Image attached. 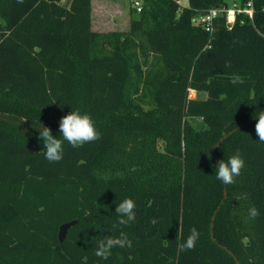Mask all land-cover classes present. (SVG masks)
Segmentation results:
<instances>
[{"label":"trees","instance_id":"trees-1","mask_svg":"<svg viewBox=\"0 0 264 264\" xmlns=\"http://www.w3.org/2000/svg\"><path fill=\"white\" fill-rule=\"evenodd\" d=\"M252 4L208 31L192 18L226 0H142L128 29L96 31L91 0H0V264H264V0ZM72 109L101 138L50 163L38 130L60 137ZM237 152L245 167L225 185L216 166ZM125 198L136 219L118 225ZM121 232L130 248L95 255Z\"/></svg>","mask_w":264,"mask_h":264},{"label":"clouds","instance_id":"clouds-1","mask_svg":"<svg viewBox=\"0 0 264 264\" xmlns=\"http://www.w3.org/2000/svg\"><path fill=\"white\" fill-rule=\"evenodd\" d=\"M22 2V0H19ZM231 62L226 61L225 67H230ZM230 83L242 84L244 81L238 74L230 76ZM255 124V132L258 136V141L264 143V112H260ZM39 131V140L43 143V151L45 159L50 163H56L63 159L64 143L71 145L73 148H79L87 143H92L101 138V133L97 130L95 123L88 113H82L79 109L70 111L62 116L59 120L60 137L54 136L52 130L43 125ZM216 172V179L225 185H230L235 182V178L240 176L242 169L245 167V160L239 152L230 156L227 162L219 161ZM136 202L131 198H125L116 208L115 213L119 217L118 225H127L136 219ZM260 215V211L252 206L248 210V216L255 219ZM156 221L153 220V223ZM200 236L199 231L193 227L190 234L182 244L184 250H192L196 246ZM132 242L128 236L121 232L118 237H106L100 240L97 244L95 255L108 259L111 249L114 247H131Z\"/></svg>","mask_w":264,"mask_h":264},{"label":"rangeland","instance_id":"rangeland-1","mask_svg":"<svg viewBox=\"0 0 264 264\" xmlns=\"http://www.w3.org/2000/svg\"><path fill=\"white\" fill-rule=\"evenodd\" d=\"M228 7L237 5V0H226ZM92 29L96 31L126 30L129 28L130 19L137 15L133 11L132 0H91ZM203 95L206 96L205 93ZM190 97H196L189 90Z\"/></svg>","mask_w":264,"mask_h":264},{"label":"built area","instance_id":"built-area-1","mask_svg":"<svg viewBox=\"0 0 264 264\" xmlns=\"http://www.w3.org/2000/svg\"><path fill=\"white\" fill-rule=\"evenodd\" d=\"M180 5H187L188 0H176ZM132 6L136 9L137 12L141 11L142 8V0H132ZM239 12H244L252 17L253 15V4L252 0H248L243 7L238 5H234L232 7H225V6H215L205 12V15L202 13L200 15L194 16L192 18V22L197 25H202L205 27L206 30L212 31V22L213 19L218 14H224L226 25L228 27H232L235 22V16ZM204 13V12H203Z\"/></svg>","mask_w":264,"mask_h":264},{"label":"water","instance_id":"water-1","mask_svg":"<svg viewBox=\"0 0 264 264\" xmlns=\"http://www.w3.org/2000/svg\"><path fill=\"white\" fill-rule=\"evenodd\" d=\"M203 15H205V12L204 13H202ZM226 137V135L224 136V137H222L216 144H215V146H217L219 143H220V141H222L224 138ZM212 153H213V150H212ZM215 162L216 163H218V161L215 159ZM225 196H226V193H225ZM215 214H216V211L214 212V215H213V217H212V223H211V230H212V227H213V220H214V218H215ZM78 222V219H73V220H70V221H65V222H63V223H61L60 225H59V227H58V238H59V241L60 242H62L64 239H65V237H66V235H67V233H68V231H69V229L72 227V226H74L76 223ZM211 237H213V233H212V231H211ZM232 255H233V253L231 252V251H229ZM234 258L236 259V257L234 256Z\"/></svg>","mask_w":264,"mask_h":264},{"label":"crops","instance_id":"crops-1","mask_svg":"<svg viewBox=\"0 0 264 264\" xmlns=\"http://www.w3.org/2000/svg\"><path fill=\"white\" fill-rule=\"evenodd\" d=\"M92 12V11H91ZM92 24V23H91ZM109 31V30H108ZM190 91H193L194 92V94L196 95V96H199V97H205V95H203V93H205V92H197L196 90H194V89H190Z\"/></svg>","mask_w":264,"mask_h":264}]
</instances>
